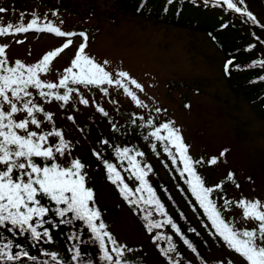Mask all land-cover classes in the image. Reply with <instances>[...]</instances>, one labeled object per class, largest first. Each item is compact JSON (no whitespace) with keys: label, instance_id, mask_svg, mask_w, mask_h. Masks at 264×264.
Returning a JSON list of instances; mask_svg holds the SVG:
<instances>
[{"label":"rangeland","instance_id":"374dc122","mask_svg":"<svg viewBox=\"0 0 264 264\" xmlns=\"http://www.w3.org/2000/svg\"><path fill=\"white\" fill-rule=\"evenodd\" d=\"M233 2L247 8L256 17L258 26L264 25V8L259 0ZM0 8L4 9L0 12V27L26 26L37 19L40 26L50 22L65 32L85 33L88 36L85 54L103 65L114 79H120L117 75L120 71L126 72L143 89L122 80L143 107H138L123 88L115 84L99 87L69 84L74 90L66 103L54 96L42 98L38 90L29 89L30 98L43 109L35 113L41 128L29 125L30 129L59 130L70 146L65 157L57 156L59 163L68 166L72 159L81 161V156L91 151L113 128L125 126L132 118L152 115L161 120L166 116L180 130L192 160L203 161L197 164L199 173L205 186L214 188L211 198L220 207L222 217L239 231L256 229V222L245 220L235 203L241 199L264 203V118L261 117L264 105L244 100L237 92V79L231 81L234 83L232 91L229 89L221 71L223 53L206 34L133 15L114 0H4L0 1ZM204 12L212 15L206 20L212 29L219 21L237 25L245 34V42L254 44V57L264 58L263 33L209 6ZM216 34L222 39L225 30L219 29ZM72 39L74 44L51 61L47 73L40 74L42 81L58 83L64 70L71 66L78 45L83 41L78 36ZM66 40V37L46 32L10 33L0 36V47H5L10 66L17 60L32 65ZM229 44L227 40L226 45ZM261 73L264 76V66ZM54 91L62 95L65 89ZM260 95L258 90L256 96ZM81 100H86L87 104ZM45 114H50L52 120L48 121ZM25 118L22 112L15 117L18 121ZM57 143L59 138H48L49 145ZM213 157L218 161L215 165L210 164ZM85 172L95 202L103 210L104 207L109 210L105 220L114 239L132 249L125 255L137 264H168L162 256L159 259L156 255L141 225L120 199L111 194L106 181L89 167ZM229 172L234 174L235 183L226 179ZM217 185L222 188H216ZM225 200L233 203L225 205ZM211 245L208 251L187 254L190 264H247L226 245Z\"/></svg>","mask_w":264,"mask_h":264},{"label":"snow or ice","instance_id":"6c2138e0","mask_svg":"<svg viewBox=\"0 0 264 264\" xmlns=\"http://www.w3.org/2000/svg\"><path fill=\"white\" fill-rule=\"evenodd\" d=\"M207 2L208 0H205V3ZM215 3L217 5L224 4L228 10L247 17L252 23H257L256 17L247 8L238 7L233 0H215ZM239 3L243 4L244 0H239ZM3 11L4 9L0 8V12ZM30 31L52 33L57 37H66L67 40L61 47L48 52L39 62L32 65H25L17 60L14 66H10L5 57V47H0V228H7L9 232L18 230L20 235L27 233L33 241H39L43 237L46 238L44 242L49 243L51 242L49 231L44 229L41 233L38 228L43 227L45 223H52L44 218L50 211H54L56 216L62 218L60 223L83 222L92 234L94 241L98 243L101 261L106 262V264H127L124 259L125 252L132 251V249L118 244L116 239L106 231V225L101 220V213L95 206L94 191L87 186V174L84 171L86 165L79 159H72L68 166L58 162L57 156L65 157L66 151L70 147L63 139L61 131L37 132L30 129L29 125L36 129L41 128V121L36 119L35 113L43 112V109L30 98L32 93L29 89L38 90L42 98L54 96L56 100L66 103L69 100V93L74 90L68 87L69 84L83 85L84 87L115 84L123 88L125 94L131 97L138 107H143V105L122 83V80H127L136 88L143 89L126 72L120 71L117 73L120 79H114L103 65L85 54L88 36L83 32H65L50 22L40 26L37 19H33L26 26L8 24L6 27H0V36ZM77 36L82 37L83 41L78 45L75 57L71 60V66L64 70L59 82L42 81L40 74L49 71L51 61L73 45L72 37ZM106 63L107 61H105ZM261 66H264V63ZM225 71H228V64L225 66ZM57 88L65 89L64 93L62 95L56 94L54 90ZM44 89L48 91H44ZM81 103L87 104V101L81 100ZM21 112L26 114V118L18 121L15 117ZM45 118L48 121L52 120L50 114H45ZM147 123L149 126L152 125L151 120ZM162 132L166 135H161ZM52 136L59 138V143L55 146L48 144V138ZM149 136L162 144L166 142L164 151L170 158L173 157V153L169 151V146L175 149V153L183 165V169L180 171L181 177L187 174L185 182L188 185V190L199 207L203 209L205 216L215 230V234L223 240L229 250L242 257L247 264H264V203L259 200L249 201L247 199L236 202L235 206L242 210L243 218L256 222L257 227L255 230L239 231L235 229L221 216L217 205L210 199L214 188L205 186V182L193 166L194 163L200 164L203 161H193L188 155V146L183 142L180 130L175 128L172 122H167L156 127L154 131L149 133ZM105 143L107 142L105 141ZM131 151L129 148L116 149L119 156L127 158L128 164L132 168V174L139 181L140 186L136 188L135 192L146 191L147 197L141 196L140 200L145 204H154L157 212L164 214L163 205L145 180L147 172L151 169L148 165L141 168L136 162L135 156H142L143 153L136 152L135 156L128 155ZM224 154V152L220 153L221 156ZM217 162L216 157L210 160L211 165H215ZM175 163L176 160L173 159V164ZM104 166L108 172V179L117 185L122 197L131 204H139L140 201L135 198L130 200V196L134 197L135 193L123 182L113 164L104 161ZM233 177L234 174L229 172L226 179L235 183ZM236 186L239 187V184ZM216 188H222V185H217ZM43 199L54 204V209L46 207L42 203ZM232 203V201L225 200V205ZM150 216L151 213H148L144 217L147 221L146 228L149 231L161 226L160 223L152 221ZM97 221L100 222L97 223ZM164 223L171 224L179 235V229L170 219H166ZM168 239L170 246L165 250V254L175 250L171 247V238ZM184 243L195 251L188 240H184ZM109 245L111 246V253H114L115 256L110 253ZM12 247L11 240L0 246V264L5 261H19L22 256L31 260L36 259L29 257L23 249L13 254L11 252ZM17 247L19 246L17 245ZM44 255H49V253L45 252ZM50 255L56 264H60L57 254L52 253ZM80 256L81 253L77 249L73 252L72 259L78 260Z\"/></svg>","mask_w":264,"mask_h":264},{"label":"trees","instance_id":"16d2710c","mask_svg":"<svg viewBox=\"0 0 264 264\" xmlns=\"http://www.w3.org/2000/svg\"><path fill=\"white\" fill-rule=\"evenodd\" d=\"M114 1L122 9L133 15L148 18L154 22L184 28L192 32L206 34L215 47L223 53L224 59L221 71L229 89L232 91L234 83L231 81L237 79L238 82L235 84L239 87L237 92L240 93L244 100L249 104L260 103L264 105V76L261 73V65L264 63V58L254 57L252 54L254 44H247L245 42V34L240 32L237 29V25L232 22H220L218 20L219 23L216 27L213 29L209 27L206 20L212 15L205 14V7L209 6V8L222 11L228 16L237 17L240 22L245 23L252 30L264 34V28L258 26L257 23L248 22L249 24H247V17L228 10L224 4L217 5L215 0H208L207 3H205V0H171V2L169 0ZM259 1L264 8V0ZM219 29L225 30V36L222 39L216 34ZM227 40L230 42L229 45H226ZM226 64H228L227 72L225 71ZM258 90L261 92L259 97L256 96ZM261 117L264 118V110L261 111ZM149 120L152 121L151 126L147 123ZM167 122L171 121L166 116L161 120L154 119L152 115L141 116L139 119L132 118L125 126L113 128L108 136L99 140L91 151L81 156V162L86 165L85 170L89 167L91 172L100 175L106 181L111 188V194L120 199L121 204L130 211L141 225L149 240L153 243L157 252L155 254L159 259L162 256L168 264H190L187 254H195L203 249L208 251L209 247H212L211 243H213V246L226 244L215 234V230L212 228L207 216H205L203 209L199 207V204L188 190V185L185 182L187 174L181 177L180 171L183 169V165L179 156L176 155L175 149L169 146V151L173 153V157L170 158L164 151L166 142L162 144L149 136V133L154 131L156 127ZM161 135H166V133L162 132ZM153 145H155V148H153ZM117 148L121 150L124 148L131 149L132 151L128 154L131 156H135L136 152L143 153L142 156H135L136 162L141 168H144V165H148L151 169L147 172L145 180L155 192L156 198L163 205L164 214H159L154 204H145L140 200L141 196L146 198L148 193L146 191L135 192L136 188L140 186L139 181L132 174V168L128 164L127 158L117 154ZM173 159L176 160L175 164H173ZM104 161L113 164L123 182L135 193L134 197L130 196V200L135 198L140 201L139 204H131L122 197L117 185L111 183L108 179ZM193 166L197 174L201 176L199 166L195 163ZM86 179L87 186L90 187V182L87 177ZM210 199H212L211 196ZM42 203L50 209L55 207L47 199H43ZM95 206L101 213V220L106 225V231L114 237L110 225L105 220V215L109 213V210H106L105 207L103 210L96 202ZM217 208L220 210V207ZM148 213H151L150 219L152 221L160 223L161 226L159 228H153L151 231L146 228L147 221L144 217ZM44 219L50 220L52 223H45L43 227L38 228V231L41 233L44 229L49 231L51 237V242L49 243H45L44 240L46 238L43 237L39 241H33L27 233L20 235L18 230L9 232L7 228H0V246L11 240L13 243L11 252L13 254L23 249L28 253L29 257L36 258L31 260L22 256L19 261H5L3 264H45V262L47 264H56L51 259L50 254L52 253L57 254L60 264H81V262L83 264H106V262L100 260L101 253L98 243L94 241L92 234L83 222L60 223L62 218L56 216L54 211H50ZM166 219H170L176 225V228L179 229V235L171 224L164 223ZM99 222L97 221V223ZM168 238H171V247L175 250L165 254V250L170 246ZM184 240H188L195 251L190 249L184 243ZM108 248L111 253V246L109 245ZM77 249L80 251L81 256L74 261L72 255ZM45 252L49 253V255H44ZM111 254L115 256L114 253ZM124 259L127 264H137L135 263L136 261L126 255Z\"/></svg>","mask_w":264,"mask_h":264}]
</instances>
